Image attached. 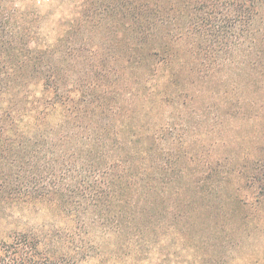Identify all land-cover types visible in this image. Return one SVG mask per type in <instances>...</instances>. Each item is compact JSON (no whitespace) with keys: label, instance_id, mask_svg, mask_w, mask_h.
<instances>
[{"label":"trees","instance_id":"trees-1","mask_svg":"<svg viewBox=\"0 0 264 264\" xmlns=\"http://www.w3.org/2000/svg\"><path fill=\"white\" fill-rule=\"evenodd\" d=\"M86 1L87 22L99 16L94 27L110 28L108 49L114 53L112 58L93 59V66L103 68L85 90L76 89L81 98L69 97L73 89L66 93L60 83L62 66L54 58L58 44L27 49L25 54H34L30 64L21 49L11 75L0 71V100L12 94L0 113V157L13 169L0 184V194L24 201L61 199L64 215L79 232L87 230V221L124 239L166 228L169 235L156 247L175 249L179 259H168L169 252L164 255L167 261L181 264L182 252L204 248L215 254L224 250L226 258L219 264H230L227 256L238 244L226 221L218 220L221 210L201 230L188 226L199 213L216 208L214 198L227 191L233 178L242 180L264 205V140L254 151L227 138L242 130L243 123L264 117V83H259L264 78V27L258 25L264 0ZM1 4L2 47L15 50L8 7ZM83 52H72L75 62ZM119 58L122 65L117 70L126 76L125 105L118 102L122 94L111 82L117 70L110 66ZM227 64L236 67L239 78L258 77L255 97H246L240 86V97L227 101L225 109L200 113L194 108L189 117L206 124L201 130L186 119L189 91L206 80L211 66ZM26 74L43 79L51 98L41 103L26 93V101L19 99L28 84L14 77ZM7 76L9 82L1 79ZM168 107L178 109L179 115L166 116ZM59 108L60 119L54 120ZM120 121L123 127L117 129ZM208 138L214 141L208 144ZM93 176L101 180L93 182ZM77 240L72 230L15 232L0 241V264H108L96 255V247ZM64 244L67 249L60 255L57 250ZM122 254L115 264H127ZM214 260L209 257L205 264Z\"/></svg>","mask_w":264,"mask_h":264},{"label":"rangeland","instance_id":"rangeland-1","mask_svg":"<svg viewBox=\"0 0 264 264\" xmlns=\"http://www.w3.org/2000/svg\"><path fill=\"white\" fill-rule=\"evenodd\" d=\"M86 2V0H8L3 1L2 4L0 3L2 7H8L7 14L10 17V26H8L10 30L8 31L16 36L15 50L7 47L3 48L0 40V71L2 70V73L6 71L11 75L9 71L16 64L15 61L19 59L17 52L21 49H24V59L30 64L34 62L32 51L51 49L58 44L60 45L59 54L54 58H57L62 66L60 83L66 93L68 90L73 89L69 97L81 98V93L76 89L85 90V87L89 85L87 83L93 80V76L100 73L103 68L97 65L93 66V59L112 58L114 53L109 50L112 44L110 28L105 24L102 25V28L94 27V23L100 19L99 16L87 22L84 16ZM261 18L258 25L264 27V17ZM0 29H2V26H0ZM1 33L0 31V35H3ZM27 49L32 51L25 54ZM79 49L84 52L83 55L81 53L79 62H75L71 54ZM12 55H15L14 58H9ZM120 60L119 58L116 62H113L114 64L110 67L115 70L119 69L122 65ZM219 68L211 66V71L206 80H202L203 82L197 86H192L189 91V105L186 109L184 108L186 119L191 121V125L197 126L201 130L206 128V124L200 119L194 118V116L189 117L194 108H197L200 113H208V110L212 107V109L217 107L225 109L229 107L226 104L227 101L240 97L237 88L240 86L246 97L249 99L255 97L256 87L253 83L258 78L255 76L256 74H254L256 78L254 77L253 80H244L235 75L238 71L235 69L236 67L227 64V66ZM104 69L106 72L110 70L108 67ZM216 69H219V71L213 74L212 72ZM117 71L112 76L111 82L115 83L113 87L122 94L118 96V102L125 105L126 76H122L120 70ZM8 76L1 77V79L3 78L5 82H9L6 80ZM259 76L262 77L263 75L259 73ZM11 78V81L17 79L19 84H28L27 89H21L19 99L22 98L26 101L27 99L24 96L26 93L30 95V99H39L41 103L51 98V93L45 92L42 87L43 79L32 74L15 76L14 79L12 76ZM259 83H264V78H260ZM174 92L176 93L175 90ZM10 96H12L11 93L6 99L0 100V113L6 110ZM261 97H263L262 94L257 98ZM166 110V116H178L180 113L178 109L173 107H168ZM61 113L62 110L59 108L56 116H53L54 120L60 119L57 116ZM117 125V129L123 127L122 121L118 122ZM26 129L22 132H26ZM214 138H208L206 141L210 144L214 141ZM227 138L237 141V144L242 143L243 146L255 151L259 146V141L264 140V117L262 119L260 117L252 123H243L242 130L231 132ZM224 150L220 153L223 154ZM12 174V167L0 157V184L5 181L7 175L11 177ZM97 179L101 180V177H92L93 182ZM77 181L83 184L80 179ZM9 183H7L8 187H10ZM214 201L216 208L210 213H199L194 225L188 226V229L194 228V231H198L205 228L206 223L211 222L214 215L221 210V214L218 215L220 217L217 218L222 224L226 221L229 231H232L233 241L238 244L235 248H231L227 261L230 260V264H248L255 261L264 263V205L256 201L251 190L243 184L242 180L235 178L232 179V183L228 184L227 191L221 193L219 197H215ZM60 204L61 199L55 200V202L24 201L21 197L10 199L8 196L0 194V241L9 239L15 232L38 231L42 228L61 232L72 230L75 238L79 239L77 240L79 243L96 247V255L107 259L108 264H115L114 262L120 261L117 256L122 253L124 257L121 259H125L127 264H178L164 258V255L170 252L168 259L179 261L177 255L174 254L175 249L167 250L162 246L161 248L156 247L157 242L161 241L160 238L169 235V230L166 228L157 229L158 234L153 229L147 231L146 235L139 234L136 239H124V237H119L114 230L105 232L100 228L101 226L95 225L92 221H87V230L79 232L73 221L64 215ZM225 212L227 213L223 214ZM242 216L247 217L245 218L246 221L242 219ZM82 238L86 242L81 241ZM167 241L169 239H163V242ZM65 246L66 244L58 248L57 251L60 255L67 249H64ZM121 246L123 249L118 250ZM129 251H132L133 255L125 254ZM224 253V250L215 254L211 250L200 248L195 252H182L180 259L184 261L181 264H205V259L212 257L217 260H214L213 263L219 264L222 263V260L219 261L220 258H226ZM91 264H94L93 261Z\"/></svg>","mask_w":264,"mask_h":264}]
</instances>
